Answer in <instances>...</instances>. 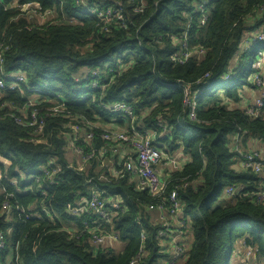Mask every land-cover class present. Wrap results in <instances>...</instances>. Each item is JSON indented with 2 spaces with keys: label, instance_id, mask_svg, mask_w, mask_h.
Segmentation results:
<instances>
[{
  "label": "trees",
  "instance_id": "16d2710c",
  "mask_svg": "<svg viewBox=\"0 0 264 264\" xmlns=\"http://www.w3.org/2000/svg\"><path fill=\"white\" fill-rule=\"evenodd\" d=\"M30 4L54 11L56 20L29 22L20 8ZM110 8L106 22L98 12ZM261 33L264 0H0V232L6 238L0 264L9 251L15 264H131L142 248L146 255L136 264H171L162 245L167 238H159L167 226L153 222L149 208L172 212L174 190L186 216L182 231L193 239L174 264H230L228 251L239 239L253 251L248 261L264 264V204L238 194L258 178L235 166L229 146L239 128L264 141V113L252 117L242 103L246 88H259L254 77L263 70L253 63L264 59ZM185 40L191 55L180 62ZM17 73L25 74V84ZM119 103L133 108L134 119L115 112ZM56 107L63 109L49 110ZM34 109L45 121L41 132L28 126ZM108 124L135 127L139 135L153 131L154 146L166 154L181 150L189 161L158 196L141 189L123 163L106 172L102 163L111 152L102 158L95 149L87 171L71 164L66 146L91 152L89 132L98 146H114L102 138ZM227 187L238 195L218 202ZM97 188L121 194L110 222L73 212ZM112 232L125 243L121 252L89 243Z\"/></svg>",
  "mask_w": 264,
  "mask_h": 264
},
{
  "label": "built area",
  "instance_id": "2783aa9c",
  "mask_svg": "<svg viewBox=\"0 0 264 264\" xmlns=\"http://www.w3.org/2000/svg\"><path fill=\"white\" fill-rule=\"evenodd\" d=\"M142 3L145 2V0H140ZM31 5V4H30ZM26 5V6H30ZM34 8L38 9L40 11L39 6H34ZM144 7H138L137 11H143ZM114 11L110 8L107 11L100 10L98 12L99 17L102 20H105L106 22L110 21ZM259 38L261 40H264V33H261ZM186 41L183 42V46L185 47L186 51L182 54V56L177 57L179 61L188 59L191 55V51L188 50V44ZM1 52V50H0ZM201 54V53H200ZM1 62V61H0ZM253 67L259 68V62L258 64L253 65ZM16 80L19 82L20 85L25 84L26 77L24 73H17L15 74ZM254 83L259 87L260 90L258 97L254 100L253 103L246 104L248 106V114L252 117H259L262 113H264V73L257 74L254 77ZM18 83L14 84V87H19ZM4 86V81L0 79V87ZM36 97V95H34ZM187 104H191V101L188 99L186 101ZM32 106H35V104H32ZM62 107H56L49 109L51 112L59 113L62 111ZM123 109V112L128 114L129 116H132L134 119V112L133 108L130 107L127 104L119 103L116 106L115 112H119ZM40 113V110L34 109L32 112V119L29 120L28 126H38V130L43 131L45 127V121L40 122L38 119V115ZM192 116H194V113L192 112ZM195 117V116H194ZM20 121V119H18ZM135 121V120H133ZM162 125V123H160ZM111 124H108L106 128L104 129V132L102 134V138L105 142L114 143V146L112 148L103 146H98L94 142V135L93 132H89L85 135V140L91 144L93 150L91 152L86 153L82 149H74L77 151L81 158L84 160V162H88L93 158L95 155V149L99 150L101 157L107 156L110 152L113 156L115 155H126L123 151L125 149H129L132 151V154L134 155L135 164L133 165V170L136 175V179L138 180V185L141 189L147 190L150 192L152 196H158L161 195L167 186V180H164L160 177V174L157 171V165L160 163L162 159V150L152 143V138H154V132L149 131L150 133L146 135H139V130L135 127L132 129L127 127L129 125H126L124 128L122 127H116V128H109ZM81 128L78 126L76 129ZM132 132L135 134L136 138H133ZM247 131H243L241 128H239L238 131H236L231 137H230V150L234 153L235 159L237 163L235 166L241 170V171H248L250 173H253L254 176H256L258 179L254 181L252 188H245L244 191L238 193L243 197L248 198L249 200L253 201L256 204H264V141H255L251 140L250 138L246 137ZM248 143V145H247ZM69 146H75L74 144H69ZM73 149V148H72ZM126 157H130L129 155H126ZM24 179L31 180V178L28 177V174L23 173L22 174ZM1 177V173H0ZM33 177V176H30ZM36 179L32 178V180H36L38 183L40 182V179H38V176H35ZM16 182V180H14ZM38 187H41V185H38ZM249 189H252L250 192ZM111 196V198H107V196ZM235 190L232 187H227L224 189V192L222 194L223 198H233L236 195ZM109 199V201L107 200ZM170 200L172 201L173 209L172 211H175L180 206L179 198L177 197L176 190L172 191ZM109 202L112 204L114 210H109L106 206V202ZM120 202H121V194H112L111 192H108L107 190H101L99 188L93 189L91 191V196L87 201L81 202L77 204L75 207V212L78 214L81 212L88 213V212H95L99 216V220H104L106 222H110L112 218L117 214L115 213V209L120 208ZM153 208V206H152ZM160 210L164 209L163 205L157 206ZM46 212H48L47 209H45ZM78 214V215H81ZM98 220V221H99ZM167 226L165 230L160 231L159 238L163 239L165 236L170 235L172 233H169V225L163 224ZM165 232V234H164ZM116 238L118 239V234L115 232L109 233V234H102L100 236H95L94 240L96 243H103L106 242L109 239ZM144 239H146L145 235L143 236ZM6 248V238L3 232H0V256L2 255L4 249ZM246 253L245 257L248 261L253 256V251L250 248L246 247ZM183 254V251L179 250L176 255ZM146 255V251L144 248L140 250V253L138 256L131 262V264H136L139 259Z\"/></svg>",
  "mask_w": 264,
  "mask_h": 264
},
{
  "label": "crops",
  "instance_id": "0c3cea01",
  "mask_svg": "<svg viewBox=\"0 0 264 264\" xmlns=\"http://www.w3.org/2000/svg\"><path fill=\"white\" fill-rule=\"evenodd\" d=\"M261 68H262L263 73H264V59L261 60ZM256 95H258V90L254 86L246 88L245 93H244L245 99L243 100L242 103H245L244 105H246L247 102H248V104L252 103V99ZM247 98H248V100H247ZM116 127L120 128V125L117 124ZM251 140L252 141L253 140L261 141V140H258L256 138H251ZM247 145H248V143H247ZM67 149L71 150L72 152L74 150L69 145L66 146V150ZM123 152L126 155H129L130 157H126V155L121 154L119 156L107 157V158H105L103 160L102 165H103V168L106 169V172L114 173L116 171V169H117L118 164L120 165V164L123 163L125 166H128V168H127L128 170L133 171V173H134V170H133L134 168H133L132 164H135L136 162H135V159H134L135 157L132 154V151L129 150V149H125ZM67 156H68L69 162L71 164H78L79 165V169L80 170L84 168L83 171H87V168L90 167V166H87L88 163L84 162L83 159H80L79 157H77L75 153H73L72 157H73V159L74 158H78L79 159V161H77V163L75 161H71V158H70L69 154H67ZM188 161H189V156L186 155L181 150H179L177 152H174L172 154H166L162 150V159H161L160 163L157 165V171L160 174V177L162 179H164V180L168 179L169 180L170 177L172 176V174L174 172H176L177 170L181 169ZM80 167H82V168H80ZM0 173H1V176H2V172L1 171H0ZM25 174H27V173H25ZM135 179H136V175L134 177V180ZM196 184H198V182H195V185ZM149 211H150V215H151V220L153 222H155V223L160 222L161 224H165L166 223V224L170 225V227L175 229L174 233H176V234H173L171 236L167 235L166 236L167 240L166 241L165 240L162 241L164 243V244H162L164 249L168 248L171 252H174L175 246H177L178 244L184 243V241H188V248H189V244H191L192 241H193L192 233L188 229H185V231H182L181 222L184 219V217H186V216H185L184 212L181 211V206H179V208L177 210L172 211V212H169L168 209H166L165 207H164L163 210H160L157 207H153L152 208V206H151L149 208ZM72 223L73 224H71L70 227H74L75 228L74 222H72ZM71 232H72L71 234L73 236H76V237L80 236V235L77 236V234H75L76 230H74V229H71ZM94 237L95 236H93V238L91 240H89V243L92 244V245L102 246L103 248H109V249H111L114 252H121L123 250V248L125 247L124 242L119 241L116 238L109 239V240H107L106 242H103V243H96L95 240H94ZM115 241H118L119 243L122 242L123 243L122 247L121 248H117L115 246V244H116ZM246 251H247L246 247H244V243H243L242 240L239 239V240L235 241L233 246H232V248L230 249V255H229V259H228V261H230V264H232V262H231L232 259H234V262H235V259L237 257L239 258V256L240 257L244 256ZM182 255L183 254L177 255L179 257L178 263L183 261L182 258H181ZM5 259H6V263L7 264H15L14 263L15 259H16L15 252L14 251L7 252L6 255H5ZM250 263L253 264L252 262H250Z\"/></svg>",
  "mask_w": 264,
  "mask_h": 264
},
{
  "label": "rangeland",
  "instance_id": "374dc122",
  "mask_svg": "<svg viewBox=\"0 0 264 264\" xmlns=\"http://www.w3.org/2000/svg\"><path fill=\"white\" fill-rule=\"evenodd\" d=\"M16 5H17V2H15V3L13 4V6H16ZM34 6H35V5L32 4V5H30V6H23L22 8H20L21 11H22V13H23V14H22V17L28 19L29 22H31V23H35V24H38V25H44V24H46V23H50V22L56 20V18H57L58 15H56V13H55L54 11H49L48 13H44V12L39 11L38 9L34 8ZM205 19H206V17L203 16V20H202L203 23H205ZM188 40H190L189 37H188ZM185 41L187 42V40H185ZM185 44H186V43H185ZM187 44H188V43H187ZM187 44H186V45H187ZM188 50L191 51L190 49H188ZM261 60H262V58L257 59V60L253 63V65L255 66V64H258V62H259V65H260V67H261ZM246 67H251V61H248V62H247ZM256 89L258 90V95H259L260 90H259L258 88H256ZM244 93H245V91H244ZM258 95L254 96V98L252 99V103H253L254 100L258 97ZM32 98H33V97H32ZM247 100H248V98H247ZM247 104H248V102H247ZM32 140H33L34 143H36V144H41V142H42L41 139H39V140H35V138H33ZM73 153H75L77 157H79L80 159H82V158H81V155H80L77 151H74V150H73V152H72L71 150L67 149V154L70 155L71 161H75L76 163H77V161H79L78 158H74V159H73V157H72V156H73ZM80 166H81V165H80ZM80 168H82V167H80ZM81 170L83 171L84 168L81 169ZM39 179H40V177H38L37 180H39ZM39 184H40V185L42 184V180H41V179H40ZM221 201H222V197H220V198L218 199V202H221ZM73 212H74V214H76L75 210H74ZM78 214H81V212H79ZM81 215H82V214H81ZM79 216H80V215H79ZM70 223L73 224L71 221H70ZM67 226H70V225H67ZM164 234H165V232H164ZM173 234H176V233H173ZM115 242H116L115 246H116L117 248H121V247H122V245H123L122 242H120V243H119L118 241H115ZM124 244H125V243H124ZM188 249H189V248H188V241H184V243L178 244L177 246H175L174 252H171V253H172V256H171V255H168V258H167L165 261H168L169 263L174 264V263H175V257H178V256L176 255V253H177L179 250H181V251H183L184 253H186V252L188 251ZM229 255H230V250L228 251L227 256L229 257ZM233 256H234V255H233ZM159 261H162V262H163V259L160 258ZM231 262H232V264H251L250 262L253 263L252 260L247 261V259H246L245 256H241V257L239 256V258L237 257V258L235 259V262H234V259H232ZM179 263H180V262H179ZM253 264H254V263H253Z\"/></svg>",
  "mask_w": 264,
  "mask_h": 264
}]
</instances>
